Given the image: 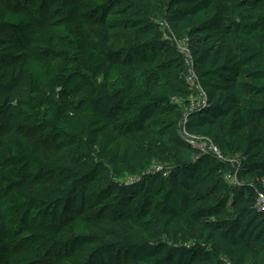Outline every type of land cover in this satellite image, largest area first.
Here are the masks:
<instances>
[{"label":"trees","instance_id":"16d2710c","mask_svg":"<svg viewBox=\"0 0 264 264\" xmlns=\"http://www.w3.org/2000/svg\"><path fill=\"white\" fill-rule=\"evenodd\" d=\"M44 1L0 9V264H264V0Z\"/></svg>","mask_w":264,"mask_h":264},{"label":"built area","instance_id":"2783aa9c","mask_svg":"<svg viewBox=\"0 0 264 264\" xmlns=\"http://www.w3.org/2000/svg\"><path fill=\"white\" fill-rule=\"evenodd\" d=\"M178 47L180 49V52L184 58V62L186 64L187 68V76L186 79L187 81L192 85V87L195 89V93L191 97V102L193 106H197L200 103H206L207 100V94L203 90L198 72L195 69L194 65V59L190 50V47L188 45V40H177ZM200 148L202 149H212L216 153L219 154V150L216 146H214L210 141L205 140L200 143H198ZM257 206L258 208L264 212V195L260 194L257 200Z\"/></svg>","mask_w":264,"mask_h":264},{"label":"rangeland","instance_id":"374dc122","mask_svg":"<svg viewBox=\"0 0 264 264\" xmlns=\"http://www.w3.org/2000/svg\"><path fill=\"white\" fill-rule=\"evenodd\" d=\"M56 0H46L44 1L40 13L38 12V15L43 19H49L51 16L50 14V7L55 3ZM34 0H2L0 3V9L7 11L9 9H22L29 7L33 4ZM18 87H11L9 89H2L0 88V95L11 92L14 96V101H17V98L19 96L18 94ZM45 95L47 98L52 99V94L49 90L44 89ZM5 129L0 126V136L4 133ZM44 151L46 154H54L56 153V148L54 146V143H49L45 146ZM44 264H52V261L49 259L48 262Z\"/></svg>","mask_w":264,"mask_h":264}]
</instances>
